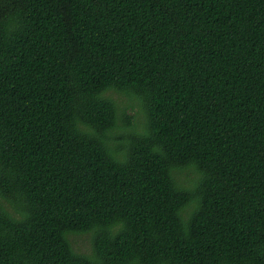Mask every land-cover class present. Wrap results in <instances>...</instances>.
<instances>
[{
	"label": "trees",
	"instance_id": "obj_1",
	"mask_svg": "<svg viewBox=\"0 0 264 264\" xmlns=\"http://www.w3.org/2000/svg\"><path fill=\"white\" fill-rule=\"evenodd\" d=\"M0 264H264V0H0Z\"/></svg>",
	"mask_w": 264,
	"mask_h": 264
},
{
	"label": "rangeland",
	"instance_id": "obj_2",
	"mask_svg": "<svg viewBox=\"0 0 264 264\" xmlns=\"http://www.w3.org/2000/svg\"><path fill=\"white\" fill-rule=\"evenodd\" d=\"M114 99L120 107L118 112V123L121 125L126 124L125 117H127L134 126V128H130V130L127 128L123 130L122 135L126 137L128 132L142 129L146 116V109L143 100L137 96L126 95V93H114ZM189 175V180L192 182L195 176L194 174ZM88 237L89 236L85 234L83 237L78 238L74 243V247L76 249L88 251L91 248V241Z\"/></svg>",
	"mask_w": 264,
	"mask_h": 264
}]
</instances>
